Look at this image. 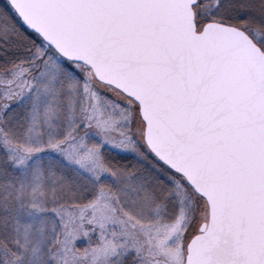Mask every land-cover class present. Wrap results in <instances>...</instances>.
<instances>
[{
	"label": "snow or ice",
	"instance_id": "6c2138e0",
	"mask_svg": "<svg viewBox=\"0 0 264 264\" xmlns=\"http://www.w3.org/2000/svg\"><path fill=\"white\" fill-rule=\"evenodd\" d=\"M0 264H264V0H0Z\"/></svg>",
	"mask_w": 264,
	"mask_h": 264
}]
</instances>
